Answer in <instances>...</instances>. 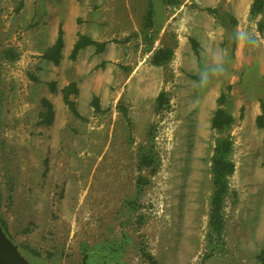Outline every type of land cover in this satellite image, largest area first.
Here are the masks:
<instances>
[{"label": "rangeland", "instance_id": "1", "mask_svg": "<svg viewBox=\"0 0 264 264\" xmlns=\"http://www.w3.org/2000/svg\"><path fill=\"white\" fill-rule=\"evenodd\" d=\"M253 1L0 0V218L36 252L21 250L29 261L262 264L264 5L252 13ZM59 27L71 46L55 65L42 54ZM78 34L107 41L104 53L90 45L70 59ZM163 47L172 58L152 64ZM71 81L79 116L62 99ZM222 91L233 121L218 131L210 120ZM43 98L51 123L38 122ZM221 138L234 169L217 236L209 215Z\"/></svg>", "mask_w": 264, "mask_h": 264}, {"label": "trees", "instance_id": "2", "mask_svg": "<svg viewBox=\"0 0 264 264\" xmlns=\"http://www.w3.org/2000/svg\"><path fill=\"white\" fill-rule=\"evenodd\" d=\"M264 5V0H254L250 11L252 13H256L262 10ZM152 6L149 3V6L146 10V20L147 25L152 24ZM260 28H264V21L260 24ZM107 41H99L91 38L85 34H78L77 39L74 41L72 49L70 51L69 57L70 59H75L77 57L78 52L89 45H93L95 47V51L97 53L104 50ZM64 45V38H63V29L59 27L56 38L54 42L46 47L42 56L53 62L55 65H58L61 60V52ZM173 56V49L170 47H163L157 49L151 57V63L155 65H161L166 61L170 60ZM62 99L64 103L67 105L68 109L76 116H79V112L77 110V104L74 99H71L70 95H77L78 94V87L75 82L71 81L67 85H65L61 89ZM226 92L222 91L217 98V103L219 106L213 112L211 117L210 123L213 129L218 131L224 130L228 127L232 121V115L222 106L226 100ZM156 102L158 106H163V104L167 103L166 93L164 91L160 92L156 98ZM42 104L45 107L44 111H41L38 115V122L39 123H51L54 118V110L53 105L47 98L42 99ZM91 106L96 110H100V103L99 97L97 95H93L91 102ZM256 124L259 127L264 128V102H260V113L256 116L255 119ZM231 150V140L229 138H221L218 140L214 154L212 157V173H213V195L210 202V217L209 223L212 227V230L216 233L217 236H221L222 231V215L221 210L223 207V196L225 195L226 188H227V181L226 178L229 174L232 173L234 169V163L228 157V154ZM139 165L141 167L147 166L150 164L149 157L147 155H142L140 157ZM0 224L3 230L10 236L6 224L0 218ZM11 237V236H10ZM21 250H29L33 254H36L34 250L28 248L27 245H18ZM147 259L150 260L151 264H157L156 261L152 258L151 255H145ZM258 258L260 262L264 264V247L259 251Z\"/></svg>", "mask_w": 264, "mask_h": 264}, {"label": "water", "instance_id": "3", "mask_svg": "<svg viewBox=\"0 0 264 264\" xmlns=\"http://www.w3.org/2000/svg\"><path fill=\"white\" fill-rule=\"evenodd\" d=\"M0 264H33L0 224Z\"/></svg>", "mask_w": 264, "mask_h": 264}, {"label": "crops", "instance_id": "4", "mask_svg": "<svg viewBox=\"0 0 264 264\" xmlns=\"http://www.w3.org/2000/svg\"><path fill=\"white\" fill-rule=\"evenodd\" d=\"M63 38H64V45H63V48H62V52H61V55H62V57H61V60L60 61H62L63 59H64V57H65V55L68 53V51H69V49H70V46H71V40H70V44H68V39H66V37L63 35ZM77 39V38H76ZM75 39V40H76ZM74 43V42H73ZM73 43H72V46H73ZM90 46V45H89ZM87 47V46H86ZM72 49V48H71ZM83 49V48H82ZM81 49V50H82ZM105 49V48H104ZM80 50V51H81ZM79 51V52H80ZM104 51V50H103ZM103 51H101V52H99V54H103L104 52ZM79 52H78V54H79ZM103 52V53H102ZM97 53V52H96ZM78 54H77V56H78ZM98 54V53H97ZM77 58V57H76Z\"/></svg>", "mask_w": 264, "mask_h": 264}]
</instances>
